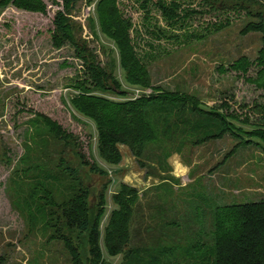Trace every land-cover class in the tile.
Wrapping results in <instances>:
<instances>
[{"label":"rangeland","instance_id":"374dc122","mask_svg":"<svg viewBox=\"0 0 264 264\" xmlns=\"http://www.w3.org/2000/svg\"><path fill=\"white\" fill-rule=\"evenodd\" d=\"M44 1L46 14L0 7V264H73L56 235L58 205L76 193L81 179L93 192L92 202L106 186L101 231L110 264H217L212 238L197 237L205 230L196 223L197 212L210 227L216 205L264 201V142L246 145L241 132L264 127V89L248 81L257 74L255 66L247 73L219 68L257 58L262 34L244 29L258 21L264 0H250L253 14L242 12L241 19L228 7L236 0H79L71 14L78 38L117 76L124 95L95 90L74 49L53 45L61 0ZM227 15L233 16L231 24L217 29ZM117 31L128 36L126 52L135 53L152 87L127 82L121 61L126 45L117 40ZM154 87L193 96L206 110L238 115L233 123L242 136H217L218 127L183 123L175 111H156L150 119L156 137L141 160L121 145L120 162H107L99 153L95 119L73 99L84 101L86 94L124 101L149 95ZM46 118L74 133L80 151L108 176L91 174L67 153ZM4 145L12 164L1 160ZM68 162L80 180L73 181ZM122 184L132 190L128 241L123 253L111 256L104 235L119 209L114 196ZM199 241L206 243L202 252L194 250Z\"/></svg>","mask_w":264,"mask_h":264},{"label":"trees","instance_id":"16d2710c","mask_svg":"<svg viewBox=\"0 0 264 264\" xmlns=\"http://www.w3.org/2000/svg\"><path fill=\"white\" fill-rule=\"evenodd\" d=\"M214 1V0H213ZM234 1V0H227ZM79 0H61V9L57 11L51 30V40L55 47L63 48L70 46L74 49L77 59L82 62L83 67L90 76L91 85L95 90L111 92L116 94H127L117 76L100 62L99 56L93 51L86 41L78 38L77 29L71 18ZM250 0H236L228 6L235 11L236 18L241 19V13L253 14ZM13 5L17 8L46 14L48 5L44 0H0V7L4 8ZM224 9L223 7H217ZM249 9V10H248ZM255 17L258 21H250L245 33L258 32L262 34V47L254 61L245 58L235 61L230 68L220 66L222 73L231 71L247 73L252 66L257 69V74L248 78V81L260 89H264V11L257 10ZM233 17V16H232ZM232 17L227 15L220 21L217 29L222 26H229ZM116 32L117 40L122 45V66L126 71L127 82L138 87H152L151 80L144 68L139 64L133 52H126L125 48L130 47V40L127 35H119ZM120 36V37H119ZM153 93L142 95L129 100H110L98 96H88L84 101L73 99L75 106L82 112L92 116L97 123L98 149L100 156L109 163L117 164L122 159L121 145L128 146L138 160H141L145 146L156 136V129L150 120L152 113L177 112L183 123L201 124L203 127H218L217 136L227 133L239 136L240 130L233 121L239 116L234 113H219L206 110L201 103L193 96H187L165 90L162 87H154ZM48 126L56 135V138L65 146L67 153L73 152L80 160V165L91 174H98L102 177L108 176V171L100 167L95 161L87 159L80 151L78 137L68 131L59 122L46 118ZM248 137L244 144H253V139L264 142V127L251 131H241ZM242 136V135H241ZM243 142H240V144ZM2 146V145H1ZM0 146V150H1ZM9 148L3 146L1 160L12 164L8 155ZM74 182L80 180L79 170L68 162L66 168ZM78 190L75 194L58 205L60 226L56 230L58 239L64 242L69 251L73 264H110L104 257L102 248V220L106 214V192L104 186L92 202L93 192L81 179ZM79 182V183H80ZM132 197V190L125 184L115 194L114 200L119 206L112 214L110 222L105 229L104 244L111 256H118L124 252L128 238L124 233L128 231L129 202ZM198 209V207L196 208ZM197 212L196 223L200 229L197 237L202 241L211 237L218 251L217 264H264V201L239 204L216 205L212 212L211 226L206 225L203 215ZM209 228V231L207 230ZM206 243L199 241L195 246L196 252H202Z\"/></svg>","mask_w":264,"mask_h":264}]
</instances>
